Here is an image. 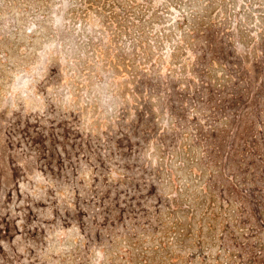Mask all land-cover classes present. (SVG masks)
Wrapping results in <instances>:
<instances>
[{
    "label": "rangeland",
    "instance_id": "374dc122",
    "mask_svg": "<svg viewBox=\"0 0 264 264\" xmlns=\"http://www.w3.org/2000/svg\"><path fill=\"white\" fill-rule=\"evenodd\" d=\"M257 3L0 0V264H264V218L238 215L259 196L226 157V94L263 102L264 60L244 55L264 37ZM199 15L244 68L216 111L191 72L209 56ZM211 121L221 151L196 135Z\"/></svg>",
    "mask_w": 264,
    "mask_h": 264
},
{
    "label": "trees",
    "instance_id": "16d2710c",
    "mask_svg": "<svg viewBox=\"0 0 264 264\" xmlns=\"http://www.w3.org/2000/svg\"><path fill=\"white\" fill-rule=\"evenodd\" d=\"M202 2V4L212 7V10L219 9L218 7L227 9L229 8L227 4V0H197ZM189 4L191 5V1H189ZM188 4V7L190 9V6ZM258 7H262L264 4L257 3ZM218 11V12H219ZM199 13V12H195ZM184 18H187L186 15H184ZM200 19V20H199ZM195 22L199 24V26L192 25L190 28L191 35H194L196 38H202L201 35L205 34V42L206 48H203L202 51H206L207 55H209L204 60V67L202 69L194 70L192 69L191 72L193 73H199L201 77L207 76L208 81H205L203 79L202 85L205 87L211 88V97H213V93L216 92L220 96L217 100H215L216 106L215 111L218 110L220 107L223 109L225 107L224 100L221 99V95L223 91L231 87L235 84L234 78H238L239 82L243 80L242 72H240L244 68H240V65H232V68L230 66H227L228 64V54H227V43L222 41V37L219 36L220 29L223 30V27L221 26L222 23H220L218 20L211 19L210 15H199L195 18ZM218 26L217 29H213V27ZM230 26H232V23H230ZM235 30L238 31V33L241 35L240 39H246L245 33L243 31V28L238 27L237 25L234 26ZM232 28V27H231ZM253 44L250 49L251 52H245L244 55H252L253 61L255 63H259L260 59L262 61L264 60V37H260L259 40H252ZM195 54L198 56V60L200 63H202V53L198 49H193ZM206 55V54H205ZM196 61V62H197ZM260 64V63H259ZM194 68H196L198 65H196L195 62H193ZM213 68H216V76L215 78L212 77L213 75ZM218 69V71H217ZM221 72L220 76H218V73ZM229 72V73H227ZM205 82V83H204ZM204 87V88H205ZM255 87L257 92H264V78L260 81L258 85H250V89ZM249 88V87H247ZM203 89V88H202ZM226 95L231 96V100L228 103V106L232 104V108H234V126L233 129H228V132L226 131V135L230 137L232 133V140L230 141L229 150L227 151V158L229 156V160L234 163V168L236 170L244 171L246 174H249L248 181L251 183V190L253 194L259 196V200H256V209H253L252 207H249V210L246 211V206L244 209H242V214L238 215H244L249 213L252 216H255L254 212L258 213L259 215L264 218V95L262 98H259L258 96H248L244 98L243 94H230L227 93ZM243 108L241 109V107ZM263 105V106H262ZM240 107V108H238ZM241 109V110H239ZM212 115H209V119L212 120ZM218 120L214 119V123H216ZM211 121V124L209 125V133L204 132V127L199 126L196 129V135H198L199 138L203 137V139L207 140V137L209 136H215L214 139V145L213 147L216 148V151H221L224 147V144L227 142V138H224L225 130L220 129L217 131L216 128H213L214 125ZM217 131V132H214ZM199 141H202L201 139H198ZM209 145V146H210ZM234 191H237L236 187L234 186ZM240 191V190H238ZM254 197V196H253ZM251 205V203H250ZM245 216V223L248 221L250 222L252 219L250 217ZM263 224H259V227L264 230V220L262 222ZM264 246H261L259 253H261L262 256H264ZM259 257V256H258ZM247 259L250 260V263H255L254 256L247 255Z\"/></svg>",
    "mask_w": 264,
    "mask_h": 264
}]
</instances>
